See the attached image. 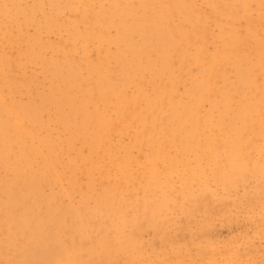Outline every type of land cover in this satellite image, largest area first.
<instances>
[{
	"label": "bare ground",
	"instance_id": "obj_1",
	"mask_svg": "<svg viewBox=\"0 0 264 264\" xmlns=\"http://www.w3.org/2000/svg\"><path fill=\"white\" fill-rule=\"evenodd\" d=\"M3 1L0 264L113 259L177 207L160 150L264 143V0Z\"/></svg>",
	"mask_w": 264,
	"mask_h": 264
},
{
	"label": "rangeland",
	"instance_id": "obj_2",
	"mask_svg": "<svg viewBox=\"0 0 264 264\" xmlns=\"http://www.w3.org/2000/svg\"><path fill=\"white\" fill-rule=\"evenodd\" d=\"M46 3L21 0L18 6L10 7L7 16L22 18L23 13L44 10ZM5 4L0 0V53L10 51L11 46L22 50L25 45L20 33L26 31L18 30L3 15ZM24 67L27 75L34 70L42 80L43 71L37 66ZM220 136H202L217 144L208 150H160L159 155L184 158L186 164L172 169L169 180L170 205L177 207L170 217L150 220L126 251L115 250L113 259L106 257L90 264H264V143L249 135L241 137L249 140L242 146L227 140L218 147ZM227 138L235 137L225 135L223 140ZM228 155L242 162V169L229 168ZM182 188H189L188 195Z\"/></svg>",
	"mask_w": 264,
	"mask_h": 264
}]
</instances>
